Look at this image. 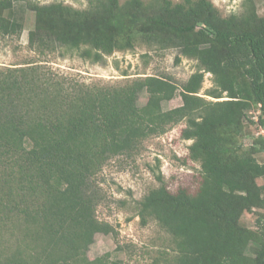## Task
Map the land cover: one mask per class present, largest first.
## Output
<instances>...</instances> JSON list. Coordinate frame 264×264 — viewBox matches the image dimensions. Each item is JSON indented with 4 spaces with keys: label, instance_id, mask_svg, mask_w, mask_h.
Segmentation results:
<instances>
[{
    "label": "trees",
    "instance_id": "obj_1",
    "mask_svg": "<svg viewBox=\"0 0 264 264\" xmlns=\"http://www.w3.org/2000/svg\"><path fill=\"white\" fill-rule=\"evenodd\" d=\"M262 1V12L243 0L241 11L223 15L212 0H88L83 8L0 0V39L21 36L29 10V46L40 54L62 48L101 63L145 44L198 63L181 86L155 74L87 82L41 61L0 66V264H122L111 252L89 256L97 233L115 231L97 214L98 176L184 120L182 136L201 160L199 185L173 191L158 176L137 202L141 223L170 234L164 264H264ZM206 72L214 85L205 96ZM178 93L182 104L164 109ZM254 209L257 228L242 222Z\"/></svg>",
    "mask_w": 264,
    "mask_h": 264
},
{
    "label": "rangeland",
    "instance_id": "obj_2",
    "mask_svg": "<svg viewBox=\"0 0 264 264\" xmlns=\"http://www.w3.org/2000/svg\"><path fill=\"white\" fill-rule=\"evenodd\" d=\"M35 1H63L79 8L88 4V0ZM242 1L212 0L223 15L241 11ZM256 1L262 12L263 1ZM26 11H22L25 16L22 35L0 39V66L41 61L65 75L76 76L87 82L117 83L125 80V77L155 74L169 77L179 86L198 70L197 60L182 55L177 48L157 49L145 44L133 50L116 51L101 63L85 59L79 56L77 51H66L62 48L48 55L40 54L29 46L28 32L34 23L33 12ZM124 73L129 75L125 76ZM204 79L200 94L206 96L207 90L214 85L213 74L206 72ZM207 97L211 98L208 95ZM147 99L148 93L144 90L139 96V103L143 105ZM181 104L182 98L178 93L172 100L164 101L163 107L170 109ZM258 113L259 111L254 109L250 115L254 117ZM185 126L184 120L162 135L151 136L143 142L140 152L132 156H117L104 166L98 176L103 199L97 214L101 220L113 224L115 231L111 234H96L95 242L89 250L91 258L111 252L112 258H119L122 264H164L167 258L172 257L173 250L170 245L173 241L170 234L155 221L143 225L138 215L137 202L151 188L161 184L158 179L160 175L173 191L182 186L193 190L199 185L202 174L201 160L190 154L189 146L192 140L182 136ZM255 130L256 126H251V131ZM261 132L264 133V130H256V134ZM244 141L248 144L251 139L245 137ZM259 158L264 159V153L260 154ZM257 211L260 210L245 212L242 216L243 224L257 228Z\"/></svg>",
    "mask_w": 264,
    "mask_h": 264
}]
</instances>
